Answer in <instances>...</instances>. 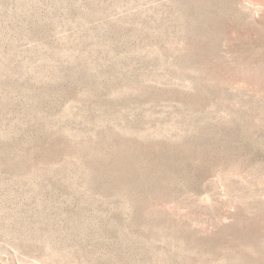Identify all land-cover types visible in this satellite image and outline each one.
<instances>
[{
	"label": "rangeland",
	"instance_id": "rangeland-1",
	"mask_svg": "<svg viewBox=\"0 0 264 264\" xmlns=\"http://www.w3.org/2000/svg\"><path fill=\"white\" fill-rule=\"evenodd\" d=\"M0 264H264V0H0Z\"/></svg>",
	"mask_w": 264,
	"mask_h": 264
}]
</instances>
